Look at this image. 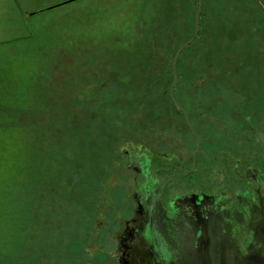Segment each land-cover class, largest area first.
Wrapping results in <instances>:
<instances>
[{
	"label": "rangeland",
	"instance_id": "1",
	"mask_svg": "<svg viewBox=\"0 0 264 264\" xmlns=\"http://www.w3.org/2000/svg\"><path fill=\"white\" fill-rule=\"evenodd\" d=\"M60 1L0 0V264H87L82 247L115 143L141 132L162 148L180 145L186 164L198 143L163 92L195 31L192 0H72L37 11ZM194 1L200 31L179 56L175 97L208 153L250 151V125L235 109L251 114L264 93V9ZM255 102L264 149V98Z\"/></svg>",
	"mask_w": 264,
	"mask_h": 264
},
{
	"label": "water",
	"instance_id": "2",
	"mask_svg": "<svg viewBox=\"0 0 264 264\" xmlns=\"http://www.w3.org/2000/svg\"><path fill=\"white\" fill-rule=\"evenodd\" d=\"M200 5L193 36L173 59L171 95L181 108L177 63L199 34ZM258 96L251 114L235 109L250 125L247 152L212 148L209 161L188 166L176 143L162 148L141 132V140L121 137L95 197L92 236L82 247L87 264H264V149L253 122Z\"/></svg>",
	"mask_w": 264,
	"mask_h": 264
},
{
	"label": "flooded vegetation",
	"instance_id": "3",
	"mask_svg": "<svg viewBox=\"0 0 264 264\" xmlns=\"http://www.w3.org/2000/svg\"><path fill=\"white\" fill-rule=\"evenodd\" d=\"M193 2V1H192ZM199 3H200V1H198ZM195 3V4H194ZM194 5L196 6V7H198V5L199 4H197L196 3V1H194ZM260 4V3H259ZM261 5V4H260ZM263 8V7H262ZM264 9V8H263ZM255 41V40H254ZM178 101V100H177ZM180 104V103H179ZM181 105V104H180ZM177 106V105H176ZM182 106V105H181ZM178 107V106H177ZM179 109H181L183 112H184V110L186 111V113L188 114V112H187V110L185 109V107H183L182 106V108L181 107H178ZM186 113L184 112V116H185V120H186V122H187V124H188V126L190 127V129H191V131L197 136V139H198V142H199V138H200V145H198V143H197V145H196V148H195V150H194V152L192 153V157H191V162H190V164H186V163H184V164H186V165H188V166H193L194 165V159L196 160V163H195V165H200V162L201 161H199V156L198 155H200V156H204L206 159H208L207 161H209L210 160V153H208V151L205 149V148H203V147H201L202 146V135H201V133L198 131V130H196V128L194 127V124L192 123V121H191V119H190V116H189V114H188V117H189V120H187V117H186Z\"/></svg>",
	"mask_w": 264,
	"mask_h": 264
},
{
	"label": "trees",
	"instance_id": "4",
	"mask_svg": "<svg viewBox=\"0 0 264 264\" xmlns=\"http://www.w3.org/2000/svg\"><path fill=\"white\" fill-rule=\"evenodd\" d=\"M56 6V5H55ZM55 6H51L50 8H52V7H55ZM46 9H48V8H46ZM40 10H45V9H38L37 11H40ZM200 36V35H199ZM189 45H192V43L191 44H189ZM188 45V46H189ZM187 46V47H188ZM186 47V48H187ZM173 68V67H172ZM155 72H157V70L155 71ZM172 72H173V69H172ZM142 74H143V72H142ZM158 74V73H157ZM178 74H179V77L181 76L180 75V71H178ZM142 77H144V76H142ZM173 77H174V74H173ZM129 81V80H128ZM128 84H130V81H129V83ZM171 85H172V82L170 83ZM171 85H170V87L168 88V86H166V87H164L163 88V92H164V94L166 95V94H168L167 95V100H170L171 102H170V104H169V107L171 106V108H174L175 109V111L176 112H178V113H184L181 109H179L177 106H176V104H175V102H174V100H173V98H172V95H171ZM262 94V96H259V98H264V93H261ZM196 96H195V98L196 97H198L199 96V93H196L195 94ZM178 99V98H177ZM203 104V102H200V101H196V104H195V106L196 107H199L200 105H202ZM184 107V106H183ZM185 109L188 111V109H187V107L185 106ZM197 109H199V108H197ZM200 110V109H199ZM186 124H187V122H186ZM187 126H188V124H187ZM188 128L190 129V127L188 126ZM191 130V129H190ZM194 134V133H193Z\"/></svg>",
	"mask_w": 264,
	"mask_h": 264
}]
</instances>
